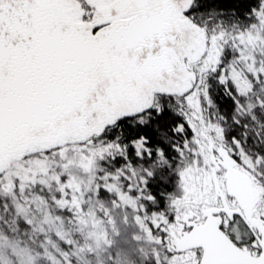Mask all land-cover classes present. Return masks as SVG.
Instances as JSON below:
<instances>
[{"label": "snow or ice", "instance_id": "1", "mask_svg": "<svg viewBox=\"0 0 264 264\" xmlns=\"http://www.w3.org/2000/svg\"><path fill=\"white\" fill-rule=\"evenodd\" d=\"M0 264H264V0H0Z\"/></svg>", "mask_w": 264, "mask_h": 264}]
</instances>
